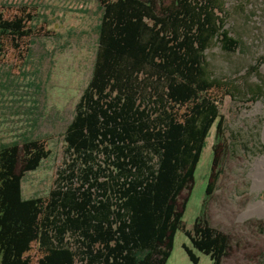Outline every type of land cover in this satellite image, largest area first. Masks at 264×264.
I'll list each match as a JSON object with an SVG mask.
<instances>
[{"label": "trees", "instance_id": "obj_1", "mask_svg": "<svg viewBox=\"0 0 264 264\" xmlns=\"http://www.w3.org/2000/svg\"><path fill=\"white\" fill-rule=\"evenodd\" d=\"M91 78L67 125L63 166L46 195L25 199V175L49 158L48 138L0 139V264H167L206 139L222 130L231 84L208 70L225 28L222 0H98ZM36 7L0 6V61L21 67ZM261 93V91H259ZM213 190V184L207 194ZM194 264H222L229 238L198 217L185 230Z\"/></svg>", "mask_w": 264, "mask_h": 264}, {"label": "rangeland", "instance_id": "obj_2", "mask_svg": "<svg viewBox=\"0 0 264 264\" xmlns=\"http://www.w3.org/2000/svg\"><path fill=\"white\" fill-rule=\"evenodd\" d=\"M222 1L225 28L240 47L226 52L216 42L206 60L211 75L232 87L219 105L221 133L212 127L193 185L180 198L186 202L184 230L177 232L167 264H194L184 231L198 217L228 236L222 264H264V216H242L264 202V188L254 190L249 176L264 155V0ZM1 5L36 7L34 23H46L52 33L33 40L21 67L0 61L1 142L44 137L51 151L38 170L25 175L27 199L46 195L63 166V134L91 78L101 11L98 0H0ZM194 253L198 264H211L209 257Z\"/></svg>", "mask_w": 264, "mask_h": 264}, {"label": "bare ground", "instance_id": "obj_3", "mask_svg": "<svg viewBox=\"0 0 264 264\" xmlns=\"http://www.w3.org/2000/svg\"><path fill=\"white\" fill-rule=\"evenodd\" d=\"M263 139H264V129H263ZM249 176L253 180L254 190H261L264 188V155L255 161ZM251 213L264 216V202H259L256 203L254 206H251L249 208V211L245 212L242 216L246 217Z\"/></svg>", "mask_w": 264, "mask_h": 264}]
</instances>
